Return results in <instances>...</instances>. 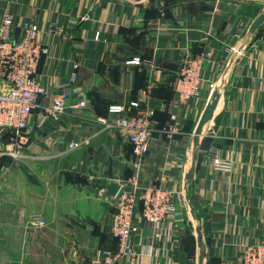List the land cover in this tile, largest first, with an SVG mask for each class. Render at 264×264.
Wrapping results in <instances>:
<instances>
[{"label": "crops", "instance_id": "obj_1", "mask_svg": "<svg viewBox=\"0 0 264 264\" xmlns=\"http://www.w3.org/2000/svg\"><path fill=\"white\" fill-rule=\"evenodd\" d=\"M5 9L36 23L50 49L37 71L41 105L69 85L76 64L81 92L42 127L35 110L24 155H12L14 135L0 139V264H88L117 248L115 198L104 191L136 170L132 145L102 121L142 112H152L155 132L138 182L183 193L185 207L158 236L136 217L140 264H219L264 242V0H0ZM202 54L201 95L175 108L182 65ZM134 57L143 63H128ZM114 104L126 110L110 113ZM213 148L232 171L214 167Z\"/></svg>", "mask_w": 264, "mask_h": 264}, {"label": "built area", "instance_id": "obj_2", "mask_svg": "<svg viewBox=\"0 0 264 264\" xmlns=\"http://www.w3.org/2000/svg\"><path fill=\"white\" fill-rule=\"evenodd\" d=\"M20 27L23 31L18 38L12 37V30ZM52 29V28H51ZM41 40V29L31 21H18L9 9L0 13V139L5 133L14 135L12 155H24L23 143L25 133L29 130L30 119L39 109L37 125L44 126L50 119H58L67 112L68 103L73 92L80 93L76 86L79 64L74 66L69 78V85L57 93L50 105H41V98L47 93L46 87L38 77V66L43 55L49 54ZM241 49L234 50V57H239ZM206 61L204 54L189 56L184 61L178 76L176 86L177 100L174 107L186 105L193 98L201 95L202 70ZM128 63L142 64L140 57H134ZM75 85V86H74ZM86 101H79V106H85ZM139 106L138 102H131ZM126 110L122 104L109 107L110 113L121 114ZM150 113L120 115L112 120H103L105 130H115L121 133L132 145L133 166L136 174L121 185L115 198L111 230L117 239V248L101 250L88 264H140V253L133 242V235L138 233L139 225L136 217H142L156 229L157 236L163 233L164 224L170 227L183 221L185 200L183 193L156 184L142 187L138 182L143 168V162L149 151L150 141L155 132ZM177 121V114L172 115ZM179 124L174 123L173 132L179 130ZM83 145L82 142H72L69 149L74 150ZM214 167L217 170L232 171L233 163L221 158L215 148L211 150ZM34 225H45L44 220L33 222ZM219 264H264V242L246 244L240 257L223 259Z\"/></svg>", "mask_w": 264, "mask_h": 264}, {"label": "water", "instance_id": "obj_3", "mask_svg": "<svg viewBox=\"0 0 264 264\" xmlns=\"http://www.w3.org/2000/svg\"><path fill=\"white\" fill-rule=\"evenodd\" d=\"M260 20L262 22L264 21V13L262 14ZM216 105H217V100H215L213 103L209 104L208 107L206 108V110L204 111V113L201 117L200 123L196 129L197 137L199 136V134H201L202 127H203L204 123L212 117L213 111L216 108ZM120 188H121V184L117 181H113L107 185V188L105 189L104 194L106 196L115 197L117 195L118 191L120 190Z\"/></svg>", "mask_w": 264, "mask_h": 264}]
</instances>
